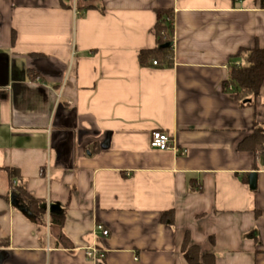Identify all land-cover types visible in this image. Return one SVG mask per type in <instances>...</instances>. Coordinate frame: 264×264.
Segmentation results:
<instances>
[{"label": "crops", "instance_id": "obj_1", "mask_svg": "<svg viewBox=\"0 0 264 264\" xmlns=\"http://www.w3.org/2000/svg\"><path fill=\"white\" fill-rule=\"evenodd\" d=\"M158 9L172 61L143 66ZM256 45L264 0H0V264H189L187 236L216 264H264V149H240L264 127V85L223 89ZM156 131L175 149H153Z\"/></svg>", "mask_w": 264, "mask_h": 264}, {"label": "trees", "instance_id": "obj_2", "mask_svg": "<svg viewBox=\"0 0 264 264\" xmlns=\"http://www.w3.org/2000/svg\"><path fill=\"white\" fill-rule=\"evenodd\" d=\"M157 21L154 27V33L158 47L154 50H146L140 53L139 59L143 66L150 60H157L160 66H170L172 61V42H173V25L171 10H156ZM264 85V48L256 45L249 51L248 64L246 66H233L230 70V79L223 83L224 91H228L229 87H233L232 97L237 101H244L248 98H258ZM240 149L245 151H256L264 149V127L256 124L252 134L249 135L241 144ZM8 174L10 186L13 188L14 194L18 195L40 220H43L46 209L44 204L35 199L27 190L26 186L21 183L22 179L18 170L4 169ZM17 181V184L13 182ZM171 216L169 219L167 217ZM65 216H54L52 221L58 225H62ZM163 221L169 225H174V218L171 211L167 212ZM7 245L6 242L3 243ZM183 254L189 264H216L214 255L203 254L202 250L191 245L189 236L185 238L183 245Z\"/></svg>", "mask_w": 264, "mask_h": 264}, {"label": "built area", "instance_id": "obj_3", "mask_svg": "<svg viewBox=\"0 0 264 264\" xmlns=\"http://www.w3.org/2000/svg\"><path fill=\"white\" fill-rule=\"evenodd\" d=\"M154 65H157L156 61L154 62ZM151 147L160 151H170L175 149V141H173L172 136L156 131L152 135ZM96 233H100L104 237H108L110 235V232L102 225L96 227ZM85 255L86 258L92 262L102 261L107 257V253L100 250L97 245L88 246L85 249Z\"/></svg>", "mask_w": 264, "mask_h": 264}, {"label": "water", "instance_id": "obj_4", "mask_svg": "<svg viewBox=\"0 0 264 264\" xmlns=\"http://www.w3.org/2000/svg\"><path fill=\"white\" fill-rule=\"evenodd\" d=\"M253 178H255V175H252L250 177V185L254 188L255 182L253 181L254 180ZM15 201H18L17 197L16 196H12V203H15Z\"/></svg>", "mask_w": 264, "mask_h": 264}]
</instances>
